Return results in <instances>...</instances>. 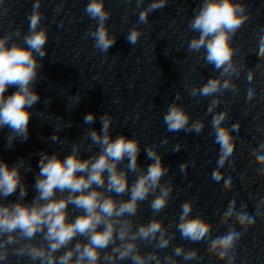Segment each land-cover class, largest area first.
I'll list each match as a JSON object with an SVG mask.
<instances>
[{
	"label": "clouds",
	"instance_id": "9594fccd",
	"mask_svg": "<svg viewBox=\"0 0 264 264\" xmlns=\"http://www.w3.org/2000/svg\"><path fill=\"white\" fill-rule=\"evenodd\" d=\"M167 2L151 0L139 12V22L147 23L149 14L164 8ZM143 4L144 0H136L137 8ZM40 7L41 0H35L28 16L29 29L23 35V43L13 41V36H20L19 29L0 36V129L6 127L10 130L8 147L12 146L15 137L27 140L33 115L30 109L40 100L33 84L42 66L40 61L47 55L45 45L48 41L47 27L40 26L43 18ZM84 12L97 21L95 30H90L86 35L93 38L95 48L107 53L116 43V36L111 35L106 26L110 12L105 8L104 0H88ZM248 19L245 5L238 0H202L188 22L189 30L198 34L189 41L188 50L200 52L204 49L205 54L201 59L219 71V76H213L202 86H192L189 90L193 97H215L207 113H212L219 105L217 93L222 94L228 89L238 91L232 77L239 76L241 69L234 61L237 49L232 44V38ZM140 36L141 30L134 26L126 39L129 44L135 45ZM259 55L264 56V35L259 37ZM254 76L252 70L247 73L249 81ZM10 87L16 91L6 95ZM253 94V90L249 89L247 99L251 100ZM175 99H179L178 94ZM227 117L228 110L225 109L216 112L211 121L215 143L220 146L218 166L212 173L213 179L217 181L223 178L220 170L236 150L233 131L241 127L239 122L230 127L225 126L223 122ZM95 119V114L90 112L85 115L84 123L92 124ZM163 120L169 131L186 130L199 134L204 128L203 120L189 123V113L176 102L168 106ZM100 121L99 130L87 133L91 145L98 148L97 154L82 158L79 145H74L63 158L55 152L40 154L37 165L39 171L33 184L37 194L30 203L24 202L28 195V186L22 183L20 171L24 161L9 166L0 159V200H7L9 196L18 193L15 202H0V261L8 258L9 247L15 245L11 254L19 258L27 257L32 264L37 261L39 264H115L117 260H130L131 264H151L153 261L161 264V258L155 252L142 254L136 242H155L157 249H166L175 237L174 234L168 236V227L163 220L155 218L167 206L173 191L170 180L162 183L170 170L169 166L163 163V156L155 145L143 149L151 163L141 166L138 163L142 150L140 141L123 134L113 138L109 131L113 123L111 115H102ZM50 139L56 141L58 137L53 135ZM167 142L165 138L161 143ZM179 147L176 145L174 150ZM86 151L91 152V147ZM261 153H264V143L252 153L255 163L262 166L259 174L264 176V155ZM122 164L124 166L120 167ZM187 167V162L180 164L181 171ZM27 170L32 169L29 166ZM129 173L135 175L131 183ZM229 187L226 181L225 190ZM125 195L127 199H116ZM149 196L153 197L149 201L153 218L138 226L134 225L131 218L137 216L140 205ZM235 205V199L229 202L221 223H226L233 216L236 223L227 227L225 234L212 239L207 249L209 253L217 255L218 259L227 258L228 264H232L233 260L229 252L241 236L237 228L242 226L247 229L255 222V218L243 210L246 205H242L239 212ZM260 205H264V199L257 205V216L261 215ZM69 206L80 213L74 219H69ZM192 211L193 201L185 200L181 205L177 231L182 239L195 243L209 236L212 224L202 215L192 216ZM38 234L42 236L45 245L29 243ZM77 237L83 239L72 245ZM110 246L111 251H106ZM61 249L65 251L57 256ZM173 257H182L184 261L194 260L197 258V250L186 252L182 245L176 246L171 256L163 257L164 264H177Z\"/></svg>",
	"mask_w": 264,
	"mask_h": 264
}]
</instances>
